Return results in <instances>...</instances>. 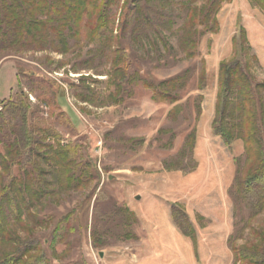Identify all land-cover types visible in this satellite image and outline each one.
I'll return each instance as SVG.
<instances>
[{
	"label": "trees",
	"instance_id": "1",
	"mask_svg": "<svg viewBox=\"0 0 264 264\" xmlns=\"http://www.w3.org/2000/svg\"><path fill=\"white\" fill-rule=\"evenodd\" d=\"M227 1L0 0V62L29 52L66 55L89 46L82 70L94 71L96 76L105 74L106 92L94 87L99 84L97 79L82 77L80 84L71 86L78 101L97 107L119 106L132 99L141 85L152 93L154 102L173 106L168 119L177 123L188 110L182 103L183 93L192 81L194 68L157 81L141 67L154 62L157 67H169L198 59L203 39L219 33L218 15ZM247 1L264 14V0ZM119 5V25L115 28L114 10ZM232 45V58L219 65L211 132L227 148L237 142L244 145V154L234 159L235 178L228 195L237 217L243 221L247 212L251 223L264 217V81H258L253 73L259 59L241 24ZM62 66L58 63L56 70ZM102 68L106 71H100ZM17 78L24 81L29 94L48 105L51 118L54 116L72 136L78 135L61 103L63 89L22 64ZM207 80L206 63L201 60L200 92ZM203 101L202 95L194 101L197 122L202 118ZM0 106V264H52L46 244L53 258L58 246L69 249V239L77 233L76 214L70 212L61 218L42 214L64 194L82 191L94 182L87 198L95 199V209L111 207L102 214L106 222H115L116 228L137 222L134 213L118 208L101 192L97 195L100 178L93 164L80 165L78 143L63 146L60 133L40 122V109L30 103L24 89ZM170 132L173 134L169 130L159 133ZM196 143L194 128L172 166L166 164V168L183 170L194 155ZM172 213L178 226L195 240L186 215L176 206ZM126 215L135 221L128 223ZM43 229H52L46 243L39 236ZM93 233L94 246L103 247V233L96 229ZM253 233V241L243 246L230 238L233 264H264V229L254 228ZM76 264L87 263L82 260Z\"/></svg>",
	"mask_w": 264,
	"mask_h": 264
},
{
	"label": "rangeland",
	"instance_id": "2",
	"mask_svg": "<svg viewBox=\"0 0 264 264\" xmlns=\"http://www.w3.org/2000/svg\"><path fill=\"white\" fill-rule=\"evenodd\" d=\"M120 6L114 10L115 28L119 25ZM218 19L220 31L203 39L198 59L169 67H157V62L141 67L157 81L194 68L192 81L183 93L182 103L188 110L177 123L168 119L173 106L154 102L152 93L141 85L132 99L119 106L97 107L78 101L71 86L80 84L82 77L97 79L99 84L94 87L106 92L105 74L96 76L94 71L82 70V62L89 57V46L73 49L66 55L29 52L0 62V102L24 89L30 103L40 109V122L60 133L63 146L78 143L80 165L93 164L100 178L97 195L101 192L111 198L118 208L134 213L137 221L127 228H116L115 222H106L102 214L111 207L95 209V199L87 198L97 182L82 191L64 194L42 216L61 218L75 212L77 233L69 239V249L64 245L57 247L54 258L46 244L52 264H76L82 260L87 264H139L138 261L152 255L144 244L157 256L150 264H233L230 238L243 246L255 238L254 228L264 229V217L250 223L246 212L245 220L241 221L228 195L234 184V159L244 154L243 143L227 148L211 132L219 65L232 58V40L238 24L245 29L253 54L259 59L253 73L258 81H264V14L247 0H228ZM172 43L176 46V40ZM48 58L50 61L46 62ZM201 60L206 63L208 77L203 92L198 90ZM58 63L63 65L60 70H56ZM20 64L36 69L63 89L61 103L77 127V136H72L54 116L51 118L47 104L29 94L24 81L17 78ZM199 95L204 101L202 118L197 122L193 107ZM194 128L197 143L192 159L183 170L167 169L166 164L179 155ZM161 130L173 134H160ZM174 206L186 215L195 231V240L174 221ZM126 219L128 223L135 221L130 215ZM95 229L103 233V247L96 248L93 244ZM51 231H39L44 243ZM67 249L69 252L57 257Z\"/></svg>",
	"mask_w": 264,
	"mask_h": 264
},
{
	"label": "crops",
	"instance_id": "3",
	"mask_svg": "<svg viewBox=\"0 0 264 264\" xmlns=\"http://www.w3.org/2000/svg\"><path fill=\"white\" fill-rule=\"evenodd\" d=\"M144 246H146L147 249L150 250V253H151L152 255H151V257H149L148 259H145V260H143V261H138V262H140L139 264H150V263H148V262H149L150 260H154V259H156L157 256L154 255V253H153L152 250L148 247L147 244H144ZM138 262H137V263H138Z\"/></svg>",
	"mask_w": 264,
	"mask_h": 264
},
{
	"label": "water",
	"instance_id": "4",
	"mask_svg": "<svg viewBox=\"0 0 264 264\" xmlns=\"http://www.w3.org/2000/svg\"><path fill=\"white\" fill-rule=\"evenodd\" d=\"M136 199L139 201L140 200V197L138 196ZM101 257H103V254H101Z\"/></svg>",
	"mask_w": 264,
	"mask_h": 264
},
{
	"label": "built area",
	"instance_id": "5",
	"mask_svg": "<svg viewBox=\"0 0 264 264\" xmlns=\"http://www.w3.org/2000/svg\"><path fill=\"white\" fill-rule=\"evenodd\" d=\"M43 109H44V107H43Z\"/></svg>",
	"mask_w": 264,
	"mask_h": 264
}]
</instances>
